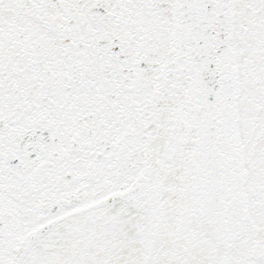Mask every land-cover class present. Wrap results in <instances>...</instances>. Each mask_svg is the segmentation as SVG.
I'll return each mask as SVG.
<instances>
[{"label":"snow or ice","instance_id":"snow-or-ice-1","mask_svg":"<svg viewBox=\"0 0 264 264\" xmlns=\"http://www.w3.org/2000/svg\"><path fill=\"white\" fill-rule=\"evenodd\" d=\"M0 264H264V0H0Z\"/></svg>","mask_w":264,"mask_h":264}]
</instances>
